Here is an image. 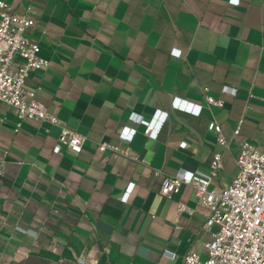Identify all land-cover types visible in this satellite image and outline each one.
Returning <instances> with one entry per match:
<instances>
[{"label": "crops", "instance_id": "crops-1", "mask_svg": "<svg viewBox=\"0 0 264 264\" xmlns=\"http://www.w3.org/2000/svg\"><path fill=\"white\" fill-rule=\"evenodd\" d=\"M7 1L34 18L28 35L50 60L26 88L87 139L79 154L65 145L54 153L58 126L26 118L17 130L13 108L0 105V264H185L191 249L205 258L216 230L205 227L209 209L191 185L167 197L160 182L207 171L220 152L213 186L225 187L243 141L264 149V0ZM176 97L203 105L200 115L175 109ZM158 110L167 119L156 138L130 118L150 121ZM125 126L136 129L131 141L119 137ZM103 141L129 154L100 151Z\"/></svg>", "mask_w": 264, "mask_h": 264}, {"label": "built area", "instance_id": "built-area-1", "mask_svg": "<svg viewBox=\"0 0 264 264\" xmlns=\"http://www.w3.org/2000/svg\"><path fill=\"white\" fill-rule=\"evenodd\" d=\"M238 2L230 0V3ZM34 25L35 20L30 14L15 12L7 0H0V105L13 108L20 119L16 125L17 130L26 118L58 126L59 143L54 147V153H60L61 146L65 145L70 152L79 154L87 137L63 123L37 98L35 90L26 88L31 72L44 70L50 65V60L42 54L39 42L28 35ZM172 53L181 56L182 51L175 49ZM224 89L230 93L236 92L233 87L226 86ZM206 101L209 105H224L223 100L211 95H206ZM173 107L200 115L203 105L176 97ZM130 118L144 124L145 133L156 138L167 119V113L158 110L150 121L137 113H132ZM208 129L216 134L222 145L228 144L221 124L211 121ZM239 132L240 125L234 133ZM135 133V128L125 126L119 137L131 141ZM185 144L183 142L181 146L185 147ZM98 149L129 154L105 141L99 143ZM236 163L239 168L237 175L229 185L221 188L213 186L215 177L223 167V155L220 152L214 153L207 171L186 170L161 180L160 192L167 197L177 194L183 185H191L198 204L209 209L205 227H216L211 239L203 244L205 258H202L198 250L191 249L184 255L185 264H264V149L251 141H243ZM159 174L160 171H156L155 177ZM133 187L134 183H129L123 196L124 201ZM184 209L185 206L181 204L179 211ZM28 233L37 234L33 231ZM50 250L58 253L57 246H52ZM167 255L172 259L176 257L175 254ZM77 262L97 264V261L86 260L84 257H78Z\"/></svg>", "mask_w": 264, "mask_h": 264}, {"label": "rangeland", "instance_id": "rangeland-1", "mask_svg": "<svg viewBox=\"0 0 264 264\" xmlns=\"http://www.w3.org/2000/svg\"><path fill=\"white\" fill-rule=\"evenodd\" d=\"M25 264H78V263L76 262H55L53 263V262H47V261H42V260H36V261L29 260Z\"/></svg>", "mask_w": 264, "mask_h": 264}]
</instances>
